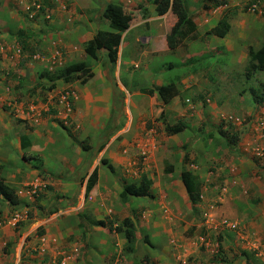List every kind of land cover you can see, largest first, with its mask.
I'll return each mask as SVG.
<instances>
[{
  "label": "rangeland",
  "instance_id": "1",
  "mask_svg": "<svg viewBox=\"0 0 264 264\" xmlns=\"http://www.w3.org/2000/svg\"><path fill=\"white\" fill-rule=\"evenodd\" d=\"M105 1L0 0V65L5 64L0 66V88L6 94H12L13 100L21 102L23 108L36 106L38 98L52 101L54 111L44 113L36 106L34 115H38L36 119L41 122L46 120L44 123L48 129L44 125L37 127L43 132L40 133L42 136L49 137L48 132H51L52 141L58 146L69 144L63 150L55 147V156H62L66 162L71 158L82 160L86 157L89 164L96 161L104 146L101 142L120 131L118 142H123L125 137L128 142L119 154L127 159L126 163L130 160L129 172L122 166L114 169V175L119 173L124 176L119 183L120 189L124 184L139 183L145 177L147 162L152 160L159 171L162 170V180H165V169L170 167L168 152L172 154L174 162H181V158L187 154L188 161L182 164L191 163L196 170L194 173L210 175L216 184L210 185L211 190L208 189L215 201H210L207 209H197L190 202H181L175 207L177 194L171 201L166 192L157 189V193L149 199L130 197L129 200L135 202L131 206L136 224L138 220L148 218L146 221H150L154 227L149 246L142 242L145 229H139L140 245L136 244L133 253L124 250L126 242L124 237L119 236L122 233L109 230L123 221L115 213V204L120 200V193L116 191L118 188H110L104 194L95 192L94 196L99 201L101 198L102 202L106 201L99 203L97 213L100 217L104 216L103 220L108 224L103 232L105 236L100 237L101 248L95 247L109 256L100 264H175L170 260L173 257L177 260L179 253L182 257L185 255V261L179 260L176 264H195V253H191L193 243L189 240L195 235L208 234V238L214 240L212 256L217 264L232 263L235 261L233 257L242 258L245 264H248L247 261L261 264L251 253L246 252L249 256L246 259L238 252L235 254L236 249L232 248L229 249L232 256L228 258V249L219 244L215 246L218 238L224 241V237L215 229V222L219 228H225V236L230 240L241 236L242 242L255 243V239L264 238V232L260 230V227L264 228V73L258 71L250 79L245 77L248 50L256 51L264 44V0L253 13L247 11L253 0H170L168 13L159 18L166 26V37L177 20L178 4H184L190 22L189 27L184 28V36L176 37L174 47H170L165 39L159 41L157 47L151 46L147 39V25L140 22L150 16L148 8L151 0H142V4L137 3L130 10L134 16L132 30L123 33V43L113 68L104 66V60L101 61L103 52L99 54V60H92L84 52L86 40L96 31L110 30L107 21L100 17ZM221 2L226 3L225 8L224 4L219 7ZM91 6L92 9H89ZM220 21L229 26L223 39L214 38L209 33ZM36 56L42 61L35 59ZM123 58L129 59V63L125 64ZM78 63L86 67H92L95 63L101 67L96 80L101 82L106 78L105 85L112 91V96H120L121 108L128 97L130 101L134 95H139L132 105L139 114L134 128H125L126 119L131 117L126 109L116 110V113H112V109L111 117L120 123L117 129L114 123L111 130V120H108L100 133L94 129L85 130L73 120L74 114H77V99L70 117L62 120L56 115L59 96L63 92L77 93L72 87L59 89L55 102L58 91L52 93L47 88L52 81L55 82L53 90L58 89L57 83L63 84L59 79L55 80V70ZM28 64H33V67ZM41 72L47 73L46 79H38ZM169 82L182 88L179 104H175L177 110L168 109V106L174 105L172 102L168 106H162L159 102L160 106L155 107L157 101L154 94L151 98L147 95L148 91L158 87V83ZM48 92L51 94L46 95ZM154 108L160 111L157 117L153 114L156 113ZM48 115L55 118L48 120ZM180 122L185 124L186 130L177 136H167L165 126ZM25 125L29 127L27 122ZM105 136L107 138L103 140ZM108 162L109 165L111 162L115 164L114 161ZM100 167L109 172L107 166L101 164ZM155 170L152 169L153 172ZM199 175L196 182L200 190L204 183ZM206 182L209 186V179ZM129 200L123 201L124 206L130 204ZM89 201L86 198L83 200L84 206H78V213L87 220L91 218L87 206ZM207 210L211 211V215L206 216ZM146 211L150 213L144 217ZM235 211L241 213L238 218L228 216ZM164 217H170L172 221L165 224ZM207 220L213 222L212 228L207 227ZM224 220L234 228L229 230L220 225ZM155 222L161 224L159 229L154 226ZM233 222H242V225H234ZM250 227L260 235L251 234ZM167 231L172 233L168 239L164 236ZM176 231L178 236L174 235ZM87 245L83 243L85 249L93 248L90 243ZM200 248V251H206L211 247ZM177 250L179 252L175 253Z\"/></svg>",
  "mask_w": 264,
  "mask_h": 264
},
{
  "label": "crops",
  "instance_id": "2",
  "mask_svg": "<svg viewBox=\"0 0 264 264\" xmlns=\"http://www.w3.org/2000/svg\"><path fill=\"white\" fill-rule=\"evenodd\" d=\"M109 3L121 5L125 10L131 13L130 10L132 7L136 6L137 3L142 4L143 2L142 0H138L137 2L135 0H106L104 2V6L101 8V18V14L105 6ZM89 5H91V2ZM223 8H225V6ZM89 9H92V6L89 7ZM148 9L150 16L140 22L147 25V39H149L151 46L157 47L160 43L159 41L163 39L166 40V26L164 23L159 21V18L161 17L156 16L153 5L149 4ZM88 14H91V12ZM103 21L106 20L103 19ZM131 30L132 26H130L127 31L129 32ZM95 33L86 41H89ZM83 34L84 33H82L80 37H82ZM212 42L214 44L216 43L214 41ZM123 61L127 64L130 60L123 58ZM2 65L5 66L4 63L0 66ZM29 65L31 68L33 67V64H28V66ZM91 66L94 77L89 80L87 84L81 85L79 81L73 83H63L62 85L57 83L56 87L58 89L52 90V93H55V91H58L59 89H67V87L75 89L77 93V105L75 108L77 114H74L73 120L80 126L84 127L87 131L94 129L100 133L106 127L105 122H108V120H111V130L114 129V123L116 124L117 129L120 123L117 119H113L111 117L110 112L112 109V113H116V110L119 109H126L128 111V115L131 117L126 119L125 128H134L139 114L132 108V105L136 102L139 95H134L130 101H128V97V99L125 100V103H123L124 107L121 108L120 104H122V102L120 101V96H112V91L108 90L105 85L107 84L105 83L106 78H103L101 82L96 80L97 73L101 72V67H97L95 63ZM27 72L28 71H26V76ZM1 79L4 81V78L1 77ZM163 85L166 84L158 83L157 86L160 87ZM176 87L179 95L171 101L174 105L168 106L161 104L162 106H168V109L177 110L175 104H179V96L182 88L179 86ZM59 91L55 94V102H57L56 96ZM50 94L51 92L46 93V95ZM49 98H51V96H49ZM148 98H151V96ZM13 99L14 97H12V94H6L0 88V179H2L9 188L15 191L19 199L18 205L10 206L3 198H0V247H2V252L0 253V264L102 263V260L107 259L109 256L107 253L105 255L104 252L101 253L100 250H96V248H101V246H99L100 237L105 236L103 233L105 228L94 226L92 222L103 220L104 216L100 217L97 211L99 210V203H104L106 201L102 202L101 200L103 198L99 201L96 196H94V193L102 192L101 194H104L110 188L113 190L118 188L116 191L121 194L122 189H120L119 183L122 182V177L124 176L119 173L114 175L113 172L115 167L121 166L126 170V172H129L128 167H130V160H128L129 163H126L127 159H124L122 157L123 155L119 154L120 150H123L124 144H126L128 140L125 137V141L123 140V142H118L117 135L120 133V131H118L116 132L117 135H113L108 139H105L107 138L106 136L103 137V140H105L101 143L104 146L102 151L99 153V159L96 161L93 160L89 164L87 157L82 160L72 159L70 157L71 160L66 162L62 156H55L57 154L55 147L57 146V149L60 148L63 150L64 146L69 147V144L62 143L61 146H58L56 142H53V136H50L52 135L51 132H48L49 137L42 136L43 132H40L42 125H44V128L48 129L47 124L44 123L46 120L41 122L37 119L36 121H32L30 119L29 121L27 119V113H25V109L28 111V108H25V106L23 108L22 104H20L21 102L17 103V101ZM33 99H35L34 95H32L31 100ZM154 100L157 101V103H155L157 104L155 107L160 106L159 102H161V100L157 94H154ZM36 102L37 103L35 105L41 108V111L44 110V113L50 112V110H53L55 107L52 101H45L43 98H38ZM159 109L161 110L160 107ZM153 111L156 112L153 113L155 117H157L160 113V111H156L155 108ZM52 118H55V116L48 115V120ZM26 122L29 127L25 125ZM22 138L25 139L23 141V147ZM167 141L170 140L168 139ZM138 148L140 149L139 145ZM175 149L180 150L179 148ZM184 156L186 157L187 154ZM188 158L189 157L186 159ZM102 159L115 162V164H113V162L110 164L113 168V172L109 171L107 173L105 169H101L100 162ZM168 160L170 161L169 165L173 169L171 174L165 175V180H162V170L159 171L157 168L158 165L153 162V160L147 162V166L145 168V178L152 183L150 188L151 194L157 193L156 189L160 192H166V195L170 196L171 201H173L175 194H177L176 198H178V202H175L174 204L176 207L179 206L181 202L184 204L189 202L185 188L180 180V172L185 169L190 172L195 179H197V175L199 174L194 173L196 170L191 163L190 165H188L189 163L182 164V162H184V157L181 158V162H177V160L174 162L172 154L168 152ZM87 167L89 168L86 170ZM153 168L156 169L155 172L152 171ZM94 170L97 171V181L95 185H93L91 192L89 193V197H87L88 201L89 198L92 199L87 202V206L89 207L91 213L90 220H87V217L78 213V206H84L85 204L83 200L86 199L85 193L88 186V178ZM84 176V181H82ZM199 177L203 179L204 184L199 191L201 197L200 202L194 205V207L197 209H207L210 207V201L211 203L215 201L212 192H209V190H211L210 185H214V183L216 184V181H214V179L207 174L199 175ZM208 179L209 186L206 182ZM125 185L127 184H124L123 186ZM101 196L104 197V195ZM149 198L146 197L145 199ZM126 200L128 202V199ZM65 203H67L66 207ZM129 203L130 204H127V206H124V203L120 199L119 202L115 204V213H117L119 220L129 218L132 221L135 226L136 244L138 243L137 246H139V229H145L144 235L151 241L153 224L150 221H146L148 219L146 218L138 220L139 223L137 225L134 217H132L133 207L131 206L135 202L129 200ZM142 203L143 202H141V204ZM167 212H169V209ZM206 212V216L211 215L210 210H207ZM15 213L20 214V221L17 224H14L13 220L9 219ZM108 213L110 212L108 211ZM147 213L150 212H144L143 216L147 217ZM240 214L241 213L235 211L234 213L230 212L228 216L231 218H238V215ZM262 214L264 213L262 212ZM104 215H106V211L104 212ZM164 219L166 221L165 224L172 221L170 217H164ZM212 223L213 222L209 223L207 220V227L212 228ZM215 223L217 225L215 229L221 233L219 234L220 236L224 237V241H221L218 238V243H216L215 246L219 244L220 246L225 247V249H228V258H231L232 256L231 251L229 250L230 248L236 249L234 253L237 254L238 252L240 253V256L246 252H249L250 254V245L242 242L243 239L240 238L241 236L238 238L235 237L234 240H230L227 236H225V228H219L217 221ZM233 223L234 225L238 224L235 222ZM241 223L242 222L238 225L241 226ZM172 224H174V222ZM160 225L161 224L158 222H155L154 224V226L158 229ZM260 230L264 232V228L262 229L260 227ZM250 231L251 234L260 235L258 231H255V229L251 227ZM169 234L172 233L167 231L164 235L166 239H168ZM174 235L178 236V231H176ZM209 235L210 234L202 236L195 235L193 239L189 240L193 243L191 253H195L193 255L194 260L196 261L195 264H217L216 260L213 259L212 256L214 254L212 251L214 240L209 239ZM119 236L124 237L123 234H120ZM42 237L45 239L44 243H42L39 239ZM249 237L251 236L249 235ZM83 239L85 242H83ZM76 240H79L80 242ZM255 240V242H258L264 240V238ZM96 241L97 245L95 244ZM83 243L86 245L90 243V246L93 248L85 249L83 247ZM79 244H81V246H78ZM203 246L205 248H211L206 251H200L199 248L201 247L200 249L203 250ZM178 252L179 250L175 251V253ZM165 257H163L164 261L166 259ZM176 257L177 260H174L173 257L170 261L175 264L176 261L179 260L185 261V255L182 257L179 253ZM233 258L235 261L232 263L230 262L229 264H245V262L242 261V258ZM161 259L162 258L159 259L160 262ZM164 263L165 262H163V264Z\"/></svg>",
  "mask_w": 264,
  "mask_h": 264
},
{
  "label": "trees",
  "instance_id": "3",
  "mask_svg": "<svg viewBox=\"0 0 264 264\" xmlns=\"http://www.w3.org/2000/svg\"><path fill=\"white\" fill-rule=\"evenodd\" d=\"M151 4L154 6V12L156 16L162 17L166 15L170 8V0H151ZM226 4L221 2L220 6ZM102 18L109 23L110 31L98 30L95 35L85 43L84 52L92 60H99V54L103 52V57L101 61L104 60V66H111L113 68L118 60V52L121 46L122 35L125 31L129 29L132 22L134 21V16L125 10L121 5L109 3L105 6L102 14ZM189 13L186 11L184 4H178L177 10V20L167 35L166 41L170 47H174L177 36H184V28L189 27ZM229 31V26L224 21H220L214 28L210 30V34L217 38H224ZM249 60L245 67V77L250 79L253 74L260 71L264 73V44L256 51L252 49L248 50ZM47 73H39L38 79H46ZM55 80L59 79L63 83H73L79 81L81 85H85L94 77L91 67H86L83 63L73 64L66 66L65 68H60L55 70L54 75ZM55 88V82L52 81L48 90L52 91ZM157 94L163 105H169L171 101L176 98L179 93L177 91L176 84L174 82H169L166 85L156 87L152 91H148L147 95L152 96ZM186 130V126L183 123H176L174 125H166L164 131L167 136H175L183 133ZM22 140V147L24 146V138ZM187 156H184V162H187ZM102 165L107 166L110 172H113V168L108 164V161L102 159L100 162ZM169 168V169H168ZM165 169L166 174H171L172 167ZM180 180L185 188L186 195L192 206L200 202L199 188L196 179L192 176L190 172L183 169L180 172ZM97 181V171L94 170L88 178V186L86 188L85 197H89V193L93 185ZM152 186L151 181L142 177L139 183H130L122 187L120 194V199L127 201L130 197L134 198H146L153 197L150 193V188ZM0 198H3L10 206H15L19 204V199L15 191L9 188L2 179H0ZM94 226L100 228H106V220H98L92 222ZM110 231H115L116 233H122L126 242L124 250L127 253H133L136 247V236H135V226L129 218L124 219L121 224L116 228H109ZM142 242L144 244L150 245L147 236L143 235ZM246 259L249 256L246 253L242 254ZM248 264L249 261H247Z\"/></svg>",
  "mask_w": 264,
  "mask_h": 264
},
{
  "label": "built area",
  "instance_id": "4",
  "mask_svg": "<svg viewBox=\"0 0 264 264\" xmlns=\"http://www.w3.org/2000/svg\"><path fill=\"white\" fill-rule=\"evenodd\" d=\"M262 0H256L255 4L253 6L250 7L249 12H254L257 5L259 4V2H261ZM35 59L37 60H41V58H39L38 56L35 57ZM61 61V60H60ZM76 100V95L74 92H63L58 99V107H57V113L56 115L60 116L62 118V120H66L68 117L71 116L72 114V108H73V103ZM23 105V104H22ZM28 108V114H26L28 116V120H32V121H36V117L38 115H34L35 112V106L30 105ZM63 113V116L61 115ZM57 116V117H58ZM143 155H145V153H143ZM11 220H13L14 224H17L20 221V214L19 213H15L11 216V218H9ZM223 225L227 226V227H233L228 225L225 221L222 222ZM40 241L42 243H44L45 239L39 238ZM250 245V244H249ZM1 246V245H0ZM249 250L251 251V253L253 254V256L260 261L261 264H264V240L262 241H258L255 243H252L249 247ZM2 252V247H0V253ZM19 264V263H18Z\"/></svg>",
  "mask_w": 264,
  "mask_h": 264
},
{
  "label": "clouds",
  "instance_id": "5",
  "mask_svg": "<svg viewBox=\"0 0 264 264\" xmlns=\"http://www.w3.org/2000/svg\"><path fill=\"white\" fill-rule=\"evenodd\" d=\"M255 1L256 0H253V3L251 4V5H249L248 6V8H247V11L249 12V9H250V7L251 6H253L254 4H255ZM263 1V0H262ZM152 2H150V4H151ZM260 3L261 2H259V4L257 5V7L260 5ZM152 5V4H151ZM223 5H221V6H219V7H222ZM224 6H225V4H224ZM255 12V11H254ZM253 13V12H252ZM165 16V15H164ZM163 17V16H162ZM130 28V27H129ZM125 32H127V31H125ZM214 36V35H213ZM215 37V36H214ZM122 38H123V35H122ZM219 39H223V38H219ZM121 42H123V40H121ZM176 124V123H175ZM200 191V190H199ZM200 199H201V197H200ZM225 221V220H224ZM223 222V221H222ZM222 222L220 223V225H222L223 227H226V228H228L229 230H231V229H233L234 228V226L233 227H227V226H225V225H223L222 224ZM226 223H227V221H225ZM228 224V223H227ZM228 225H230V226H232L231 224H228ZM248 244H250V243H248ZM252 244V243H251ZM250 244V245H251ZM250 251V250H249ZM250 253H251V251H250ZM251 255H253L252 253H251Z\"/></svg>",
  "mask_w": 264,
  "mask_h": 264
}]
</instances>
